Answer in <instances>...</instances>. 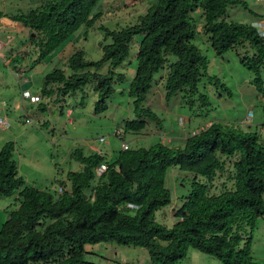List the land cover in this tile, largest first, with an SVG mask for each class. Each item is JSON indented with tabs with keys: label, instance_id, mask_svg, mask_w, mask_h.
Masks as SVG:
<instances>
[{
	"label": "trees",
	"instance_id": "1",
	"mask_svg": "<svg viewBox=\"0 0 264 264\" xmlns=\"http://www.w3.org/2000/svg\"><path fill=\"white\" fill-rule=\"evenodd\" d=\"M100 1L45 0L24 13L0 11V18L10 17L29 29L28 44L39 51L30 66L34 69L81 28L89 29L100 19L102 13L95 11ZM236 4L247 6L244 0H156L134 24L120 29L101 26L102 58L89 60L84 50H75L66 62L68 70L57 67L44 76L39 96L59 102L92 84L98 96L94 110L104 112L114 84L125 81L118 68L141 34L129 87L135 118L124 120L125 132L140 134L150 122L162 121L144 102L155 75L166 66V100L183 92L191 103L200 101L208 109L210 96L201 84L208 75L209 57L193 42L196 31L190 15L198 6L216 55L241 47L240 61L264 93V39L250 23L227 19L228 7ZM106 64L108 72L101 73ZM187 135L183 146L160 140L150 147L120 150L112 160L100 152L76 149L71 156L81 168L68 172V181L60 182L63 192L28 185L13 158L14 142H6L0 147V199L16 197L5 208L0 264H98L85 254L87 244L100 242L144 247L153 264H180L190 247L223 264H264L252 255L253 232L264 217L262 134L213 121L198 134ZM102 163L107 169L98 174ZM172 166L194 177L175 211L177 222L168 227L156 220V212L171 203L166 178ZM226 170L231 187L225 181L220 192H212L216 178Z\"/></svg>",
	"mask_w": 264,
	"mask_h": 264
},
{
	"label": "rangeland",
	"instance_id": "2",
	"mask_svg": "<svg viewBox=\"0 0 264 264\" xmlns=\"http://www.w3.org/2000/svg\"><path fill=\"white\" fill-rule=\"evenodd\" d=\"M2 1L4 3H0V10L13 15L36 8L45 0ZM244 1L247 6L236 4L228 7V20L251 24L260 15L264 16V2ZM155 2L156 0H101L95 8L96 12L102 13L100 19L89 29L81 28L63 46L66 48L61 53L65 54L67 51L71 55L75 50L81 49L86 52L87 59H101L104 32L100 27L120 29L134 24ZM202 13L203 9L198 6L190 15L196 31L193 42L209 57L208 75L203 78L201 89L210 96L211 104L205 109L200 101L191 103L183 92L166 100V66L155 75L152 88L144 102V106L155 111L162 121L159 124L150 122L140 134L125 132L124 120L135 118L129 87L136 73L137 52L143 35L135 36L127 60L118 68L119 72L125 73V81L114 84L115 92L107 99V109L96 113L94 109L98 96L92 84L59 102H49L47 97L41 96V101L31 103L30 98L24 97L25 90L32 94H41L44 76L48 72L57 67L68 70V67H65L62 60H49L56 52L61 51L56 50L34 69H30L39 51L35 46L28 44L31 35L29 29L19 30L23 26L21 23L10 28L0 23V105L4 104L6 110H2L3 115L8 117L11 124L9 129L0 130V147L6 142H14L13 158L26 183L42 190L57 192L60 182L68 181V172L81 168L80 162L71 156L72 152L83 149L85 153H89L90 144L107 151L110 160L122 150L123 142L128 143L130 148L150 147L165 137L168 145L180 146L167 140L186 135L179 122L180 116L184 117V125L190 130L207 125L209 121L243 126L241 120L252 112L254 117L250 118L253 123L246 129L258 131L264 137L261 130L264 126L263 93L254 82L255 75L240 61L243 49L239 47V50H229L221 56L216 55L204 32ZM25 51L28 52L27 56ZM23 56L26 58L23 59ZM170 58L175 60L176 56L171 55ZM108 69L109 65L106 64L99 71L106 73ZM19 71L22 74H19ZM262 78L264 81V73ZM68 109H72L71 116L67 115ZM26 118H30L31 122H27ZM117 130L123 131V137L116 135ZM101 137L105 138V142H101ZM228 175L226 170L216 178L212 192H220L225 181L231 187V182L227 180ZM193 177L192 172L179 166H172L168 170L166 186L171 191L172 200L169 205L156 212L158 222L168 227L177 222L175 211L181 206L182 197L190 192ZM15 197L16 194L0 199V229L8 217L5 208L15 202ZM86 251V259L98 264H153L149 251L140 246L100 242L87 244ZM93 251H96V254H93ZM252 255L256 260L264 261V217L258 219L253 232ZM180 264L223 263L199 249L190 247Z\"/></svg>",
	"mask_w": 264,
	"mask_h": 264
},
{
	"label": "built area",
	"instance_id": "3",
	"mask_svg": "<svg viewBox=\"0 0 264 264\" xmlns=\"http://www.w3.org/2000/svg\"><path fill=\"white\" fill-rule=\"evenodd\" d=\"M258 2H264V0H257ZM251 25L256 29L257 33L260 35L261 38L264 39V16L263 15H260L259 18L255 19ZM24 97L26 98H30V100L32 102H36V101H39L40 100V97L38 95H34L32 93H30V91H25L24 92ZM262 97H263V100H264V93L262 94ZM67 114L68 115H71L72 114V109H68L67 111ZM251 116H253V113L250 112L248 113V118H250ZM184 118V117H183ZM182 116L179 117V122L180 124L182 125V129L188 134L190 135H195V134H198L202 129L208 127L210 124H207V125H202V126H199V127H196V128H193L191 129L189 132L187 130V128L185 127L184 123L186 122V120L184 119L183 120ZM26 121H30L31 122V119L30 118H26ZM11 126L10 124V121L8 119V117L4 116L3 115V112H2V106L0 105V130H7L9 129ZM116 134L118 137H122L123 133L120 131V130H117L116 131ZM101 142H105V138L104 137H101L100 138ZM130 148V146L128 145V143H125L123 142L122 144V150H128ZM107 169V163H102L98 169H97V173L98 174H102L105 170ZM63 187L60 186L59 189L57 190V192H63Z\"/></svg>",
	"mask_w": 264,
	"mask_h": 264
},
{
	"label": "crops",
	"instance_id": "4",
	"mask_svg": "<svg viewBox=\"0 0 264 264\" xmlns=\"http://www.w3.org/2000/svg\"><path fill=\"white\" fill-rule=\"evenodd\" d=\"M0 3H4L2 0H0ZM1 11V10H0ZM0 23H2V24H5V26L6 27H8V28H10V27H16L17 26V24L18 23H21V22H19V21H15V20H13V19H11L10 17H2V18H0ZM23 26H21L20 28H19V30H26L27 28L25 27V25L23 24V23H21ZM65 48H66V46L65 47H62V48H60V49H58V50H61V51H58V52H56L55 53V55L54 56H49L50 57V61L51 60H55V59H59V60H62V63L65 65V67L67 66L66 65V62H67V60H68V57L70 56V54L69 53H67V51L65 52V54H62L61 52L63 51V50H65ZM38 65V64H37ZM36 65V66H37ZM35 66V67H36ZM19 74H22L21 73V71H19ZM35 95H40V94H35ZM49 99V102H50V100H55V97H48L47 98V100ZM41 101V100H40ZM31 103H33L32 101H30ZM1 106H2V110L4 111V110H6V108H5V106H4V104L2 103L1 104ZM7 106V105H6ZM17 106H19V103L17 102ZM68 115V114H67ZM72 115V114H71ZM71 115H68V116H71ZM254 117V113H253V116H252V118ZM263 119H264V117H263ZM252 119L251 118H248V115L246 116V117H244L241 121V123L243 124V126H240V127H242L244 130H247V129H249V127H251V125H252V121H251ZM213 121H209L207 124H211ZM260 125V124H259ZM202 126V125H201ZM247 126V127H246ZM199 127V126H198ZM247 128V129H246ZM188 130V129H187ZM191 130V129H190ZM261 130L264 132V126L261 128ZM154 131V130H153ZM186 133V135H183L182 137H176V139L174 140V138L173 139H167V140H171L170 142H174L176 145H180V146H183L184 145V143H185V140H186V138H187V131L185 132ZM262 139L264 140V137H262ZM161 141H164V142H166V138L164 137V138H161L160 139ZM89 149H90V151H95V152H100V153H102V154H105L106 155V157L109 159V157H108V152L107 151H105V150H103L101 147H99V146H94L93 144H90L89 145ZM93 254H96V251H93L92 252ZM103 257H105V256H103Z\"/></svg>",
	"mask_w": 264,
	"mask_h": 264
},
{
	"label": "clouds",
	"instance_id": "5",
	"mask_svg": "<svg viewBox=\"0 0 264 264\" xmlns=\"http://www.w3.org/2000/svg\"><path fill=\"white\" fill-rule=\"evenodd\" d=\"M25 91H27V90H25ZM23 94H24V93H23ZM34 95H35V94H34ZM38 96H39V95H38ZM39 97H40V96H39ZM40 100H41V98H40ZM40 100H39V101H40ZM30 101H31V100H30ZM2 109H3V108H2Z\"/></svg>",
	"mask_w": 264,
	"mask_h": 264
},
{
	"label": "bare ground",
	"instance_id": "6",
	"mask_svg": "<svg viewBox=\"0 0 264 264\" xmlns=\"http://www.w3.org/2000/svg\"><path fill=\"white\" fill-rule=\"evenodd\" d=\"M28 122V121H27ZM122 133H123V131H122ZM117 135V134H116ZM126 143V142H125Z\"/></svg>",
	"mask_w": 264,
	"mask_h": 264
},
{
	"label": "water",
	"instance_id": "7",
	"mask_svg": "<svg viewBox=\"0 0 264 264\" xmlns=\"http://www.w3.org/2000/svg\"><path fill=\"white\" fill-rule=\"evenodd\" d=\"M34 34V33H33Z\"/></svg>",
	"mask_w": 264,
	"mask_h": 264
}]
</instances>
